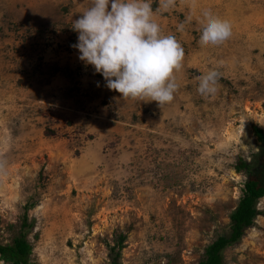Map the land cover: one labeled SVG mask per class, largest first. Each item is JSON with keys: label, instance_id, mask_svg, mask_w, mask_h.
<instances>
[{"label": "rangeland", "instance_id": "1", "mask_svg": "<svg viewBox=\"0 0 264 264\" xmlns=\"http://www.w3.org/2000/svg\"><path fill=\"white\" fill-rule=\"evenodd\" d=\"M150 2L185 49L162 109L123 100L79 59L71 24L88 0H0V243L26 230L34 264H109L117 250L121 264H199L230 232L246 180L235 166L264 130V0ZM206 9L232 25L222 45L198 44ZM213 66L205 98L197 77ZM257 208L223 264H264V196Z\"/></svg>", "mask_w": 264, "mask_h": 264}, {"label": "clouds", "instance_id": "2", "mask_svg": "<svg viewBox=\"0 0 264 264\" xmlns=\"http://www.w3.org/2000/svg\"><path fill=\"white\" fill-rule=\"evenodd\" d=\"M176 6L177 0H159L155 11ZM80 13L71 24L78 33L72 47L85 66L104 77L108 89L123 100L156 101L161 109L173 101L180 88L175 73L183 68L185 49L175 35L163 33L150 0H88ZM185 23L177 30L184 31ZM201 24V47L222 45L232 36L231 23L210 9L202 12ZM220 77L217 67H210L197 77V92L205 98L215 95ZM6 164L0 160V175L6 174Z\"/></svg>", "mask_w": 264, "mask_h": 264}, {"label": "trees", "instance_id": "3", "mask_svg": "<svg viewBox=\"0 0 264 264\" xmlns=\"http://www.w3.org/2000/svg\"><path fill=\"white\" fill-rule=\"evenodd\" d=\"M253 130L261 143L260 150L254 155V160L247 161L240 158L236 164V169L246 175L245 187L239 198V202L230 214L229 234L218 235L209 243L204 251L199 264H223V251L226 247L240 241L246 229L254 223V219L261 211L257 208L258 199L264 196V130L253 125ZM22 228L30 227L31 223L27 217H23ZM26 230H21L10 244L0 243V260L5 264H34L30 262L32 245L27 240ZM123 237L119 240L118 249L121 248ZM111 249H114L112 247ZM112 256L109 264H121L120 250Z\"/></svg>", "mask_w": 264, "mask_h": 264}]
</instances>
